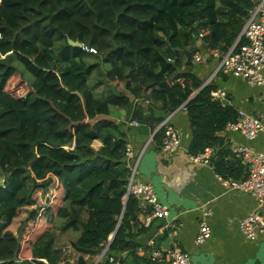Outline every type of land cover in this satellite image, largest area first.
I'll return each mask as SVG.
<instances>
[{"label":"trees","instance_id":"1","mask_svg":"<svg viewBox=\"0 0 264 264\" xmlns=\"http://www.w3.org/2000/svg\"><path fill=\"white\" fill-rule=\"evenodd\" d=\"M257 1L0 0V264H88L84 255L107 243L113 255L135 251L145 226L139 200L124 198L125 121L105 117L120 108L154 127L167 113L155 117L154 102L184 104L189 154L220 143L237 110L210 96L214 85L201 87L193 55L199 41L227 51ZM17 76L23 95L10 86ZM103 76L111 87L96 93ZM69 230L75 238L58 244Z\"/></svg>","mask_w":264,"mask_h":264},{"label":"crops","instance_id":"2","mask_svg":"<svg viewBox=\"0 0 264 264\" xmlns=\"http://www.w3.org/2000/svg\"><path fill=\"white\" fill-rule=\"evenodd\" d=\"M196 47L194 55L199 54L201 59L194 61L193 55L192 72L202 80L201 87L212 84L214 88L224 90L227 94L226 105L248 112L264 122V84L251 85L240 77L215 73L217 58L213 56V50H206L201 41L197 42ZM101 74H104V69ZM208 78L209 81L203 85ZM102 81L97 86L99 89L95 88L96 93L111 87L104 76ZM197 92L193 91L190 97ZM153 105L155 117H162L168 112L163 110L160 102H154ZM126 112L124 109L112 108L110 115L105 118L121 123L125 121L126 143L134 154L141 153L136 178L152 184L158 201L168 207L169 215L164 219H153L134 238L135 251L116 253L122 264H158L149 257L151 248L161 250L164 254L179 248L190 255L194 264H264V231H259L254 239H249L239 229V220L251 212H257L264 223V202L259 203L253 196L217 178L218 175H230L237 180L245 178L249 160L264 149V134L249 140L240 132L224 127L216 132L220 143L209 146L212 149L210 162L203 163L195 161V155L188 152L193 139L184 105L171 118V123L179 131L180 144L170 156L161 150V137L155 135L159 124L154 127L141 123L130 125L131 120L127 119L129 115ZM232 145L248 147L247 158L244 153L232 152ZM217 160L232 168L231 174H227L223 168L217 169ZM0 177L3 178V175ZM207 209L211 212L206 218L210 237L200 244L195 237L203 211ZM78 256L75 253V262ZM96 257L84 255L88 264H93ZM26 258L29 260V257ZM22 260L23 257L18 259L20 262Z\"/></svg>","mask_w":264,"mask_h":264},{"label":"built area","instance_id":"3","mask_svg":"<svg viewBox=\"0 0 264 264\" xmlns=\"http://www.w3.org/2000/svg\"><path fill=\"white\" fill-rule=\"evenodd\" d=\"M264 0H258L248 18L245 20L239 37L231 47L225 52L213 50V56L217 58L215 73L232 75L244 79L251 85L264 84ZM87 52L94 53L95 50L81 44ZM201 59L199 54L194 55V61ZM208 78L203 85H205ZM210 96L219 101L221 105L227 104V94L222 89L214 88L210 91ZM264 105V94L262 96ZM179 107L168 111L161 119L158 128L162 130L160 147L167 155H172L179 147L180 134L178 129L171 123V118ZM130 125H137L136 121H130ZM229 130L240 132L246 139H254L258 134H264V122L248 112L237 110L235 121L228 122L225 126ZM232 152H241L245 158L249 153L248 147L231 146ZM212 149L206 147L203 152L193 156L195 161L209 163ZM125 160L128 163L130 175L128 178L124 198L134 196L139 200L142 212L140 213L141 224L148 227L153 219H164L168 217L169 210L166 205L161 204L149 182L137 180V165L141 153L134 154L132 148L126 143ZM131 160V163H130ZM217 178L224 184L234 189L245 192L253 196L259 203L264 202V149L256 153L248 162V173L244 179L235 180L231 177L223 178L218 175ZM210 210H204L202 219L198 225L196 241L203 243L210 237V228L206 218L210 216ZM174 227V225H172ZM239 229L249 239H254L259 231H264V223L261 221L257 212H251L239 220ZM110 238H108V242ZM151 261L158 264H194L187 252L175 248L166 254L161 250L152 248L149 252ZM30 260V259H29ZM93 264H122L120 258L110 254L108 243L97 255Z\"/></svg>","mask_w":264,"mask_h":264},{"label":"rangeland","instance_id":"4","mask_svg":"<svg viewBox=\"0 0 264 264\" xmlns=\"http://www.w3.org/2000/svg\"><path fill=\"white\" fill-rule=\"evenodd\" d=\"M106 67H107L106 65H100L99 69L97 70L98 74L101 73V70H102V69L105 70ZM27 75H28V73H27ZM23 76H24L23 78L25 79L26 75L23 74ZM28 76H29V75H28ZM100 76H101V75L97 76L96 73H95L94 76L90 79V81H91V82H93V81L95 82V81L98 80V78H99ZM29 77H30V76H29ZM102 79H103V77H102ZM23 83H24V82L20 79V77L17 76V77H15V78L11 81L10 86L14 88V91H16V92H18V93H20V94L23 95V94L25 93V91H26V88H25V86L23 85ZM108 84H109V82H108ZM109 85H110V84H109ZM98 89H99V88L97 87V90H98ZM27 90H28V89H27ZM97 143H98V142H96V141L93 143V147H94V148H97ZM65 148L67 149V147H65ZM71 148H73V147H71ZM1 173H2V172H0V176H1ZM3 181H4V179H3L2 177H0V184H2ZM75 236H76V234H75L74 232H72V231L69 230V231L63 233L62 235H59L57 242H58V244H60V245H66V246H68V245H69V242H70L72 239H74Z\"/></svg>","mask_w":264,"mask_h":264},{"label":"water","instance_id":"5","mask_svg":"<svg viewBox=\"0 0 264 264\" xmlns=\"http://www.w3.org/2000/svg\"><path fill=\"white\" fill-rule=\"evenodd\" d=\"M67 42H68V44L71 45V46H77V47H80V46H81V43L78 42V41H72V40H70V39H67ZM3 182H5V181H3Z\"/></svg>","mask_w":264,"mask_h":264}]
</instances>
